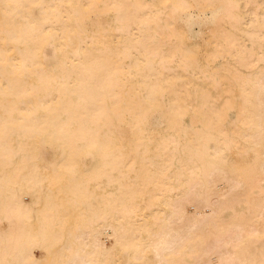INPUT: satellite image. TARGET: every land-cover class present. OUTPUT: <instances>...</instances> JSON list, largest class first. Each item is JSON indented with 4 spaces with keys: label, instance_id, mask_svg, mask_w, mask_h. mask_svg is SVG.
Wrapping results in <instances>:
<instances>
[{
    "label": "bare ground",
    "instance_id": "bare-ground-1",
    "mask_svg": "<svg viewBox=\"0 0 264 264\" xmlns=\"http://www.w3.org/2000/svg\"><path fill=\"white\" fill-rule=\"evenodd\" d=\"M0 264H264V0H0Z\"/></svg>",
    "mask_w": 264,
    "mask_h": 264
}]
</instances>
